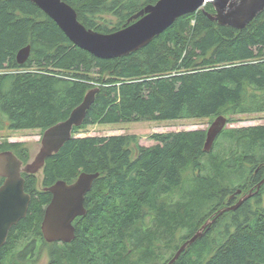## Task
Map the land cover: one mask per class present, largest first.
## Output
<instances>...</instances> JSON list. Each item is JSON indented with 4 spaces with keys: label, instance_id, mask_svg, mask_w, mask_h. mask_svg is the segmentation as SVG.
Returning <instances> with one entry per match:
<instances>
[{
    "label": "trees",
    "instance_id": "obj_1",
    "mask_svg": "<svg viewBox=\"0 0 264 264\" xmlns=\"http://www.w3.org/2000/svg\"><path fill=\"white\" fill-rule=\"evenodd\" d=\"M63 1L88 29L109 34L159 0ZM205 10L179 17L135 52L99 58L75 45L32 0H0V129L8 123L14 130L46 131L98 88L84 123L46 158L41 177L22 174L31 203L12 232L20 239L27 232L28 246L19 255L3 247L0 264H33L43 250L47 264H169L210 219L173 264H264L261 201L220 214L236 204L229 192L244 189L264 164V125L226 126L210 151L208 129L156 133L148 147L136 135L77 136L106 123L221 115L230 123L263 113L264 11L239 29L212 20L206 14L215 13L212 3ZM28 45L31 55L19 64L17 54ZM7 150L27 163L23 143H0V152ZM82 172L99 173L85 197L87 213L74 221L72 242L49 243L41 228L52 199L48 188L59 180L73 183ZM40 178L46 189L38 188ZM174 192L182 201L171 205ZM33 236L41 237L37 250Z\"/></svg>",
    "mask_w": 264,
    "mask_h": 264
},
{
    "label": "water",
    "instance_id": "obj_2",
    "mask_svg": "<svg viewBox=\"0 0 264 264\" xmlns=\"http://www.w3.org/2000/svg\"><path fill=\"white\" fill-rule=\"evenodd\" d=\"M48 14L78 47L99 58L128 55L147 46L155 37L165 32L175 21L188 13L205 10L212 3L215 13L206 12L221 25L239 29L246 27L264 11V0H159L146 6L133 17L127 27L109 34L88 29L79 19L76 10L63 0H32ZM31 55V46L22 48L17 59L25 63ZM98 88L90 90L83 102L70 116L48 128L43 135L42 147L34 160L24 162L11 150L0 152V176L5 178L0 187V248L4 246L10 229L27 216L31 195L25 191L23 173H38L46 158L58 152L73 137L75 126H81L88 110L96 100ZM226 116H218L207 131L205 150L210 151L224 128ZM99 173L82 172L76 181L59 180L48 188L52 199L45 209L42 232L47 242H72L75 238L74 221L86 214L85 197ZM263 183V182H262ZM261 185V183H260ZM241 191V190H239ZM250 195L245 196L224 211L237 209ZM222 211V212H224ZM221 212V213H222ZM209 221L203 226L205 228ZM202 231L184 243L169 264H173L189 244L194 243Z\"/></svg>",
    "mask_w": 264,
    "mask_h": 264
},
{
    "label": "rangeland",
    "instance_id": "obj_3",
    "mask_svg": "<svg viewBox=\"0 0 264 264\" xmlns=\"http://www.w3.org/2000/svg\"><path fill=\"white\" fill-rule=\"evenodd\" d=\"M215 119L199 118V119H177L169 121H140V122H121V123H106L98 125H90L78 133V137L85 136H113V135H136L139 138V143L143 146H152L156 144V141L152 139V135L156 133H169L180 132L195 129H209L212 122ZM264 125V112L263 113H250L243 116H236L233 122H228L227 128H241ZM41 129H29V130H14L6 123L2 129H0V143L4 142H21L28 152V162L34 160L42 147V139L44 135ZM222 133L217 138V143L222 139ZM24 164H26L24 162ZM198 173V172H197ZM41 177V170L36 173ZM223 175V174H222ZM186 179L192 181L194 176L192 172L186 175ZM38 188L42 189V181L39 179ZM262 191V190H261ZM182 201L179 196V192H174L168 196L169 204H178ZM254 202V201H251ZM264 205V202H262ZM176 205L175 207H177ZM230 207V206H229ZM228 208V207H227ZM227 208H222L224 211ZM225 212V211H224ZM222 212V213H224ZM220 213V214H222ZM215 219L209 220L208 225L214 222ZM157 230V228H156ZM205 228L202 227V232ZM35 250V249H34ZM36 260L33 264H47L49 262L48 253L43 250L36 255Z\"/></svg>",
    "mask_w": 264,
    "mask_h": 264
},
{
    "label": "flooded vegetation",
    "instance_id": "obj_4",
    "mask_svg": "<svg viewBox=\"0 0 264 264\" xmlns=\"http://www.w3.org/2000/svg\"><path fill=\"white\" fill-rule=\"evenodd\" d=\"M4 181H5V178L0 176V187L3 185ZM260 183H261V185H260ZM42 189H46V188L42 186ZM239 190H241V191H239ZM250 194H251V196H249L245 201H254V202L255 201H261V203L264 202V164L262 166H260V167H257L253 171V173L251 175V178L246 183L244 189L239 188V189H237V191H230L229 194H228V199L230 201H232V202H236L237 203L242 198H244L245 196L250 195ZM19 223L20 222H18L16 225H14L10 229L8 237H7V240H6L5 244H4V246H2L0 248V250L3 247L7 246V248L8 247L13 248V250H15L17 252V254L19 255L20 253H22L27 248V246H28V243L26 241L27 232H24L25 239H24V237L22 239H20L19 237L16 238L17 230L12 232L13 228L15 226H18ZM11 232H12L13 235H11ZM21 235H23V234H21ZM35 237L36 236H33L32 239H35ZM9 239H10V241H9ZM13 239H14V244L11 243L13 241ZM8 241L10 242L9 244H7ZM34 241H35L34 249L37 250V249H39V248H41L43 246L40 236L37 237ZM16 258H18V256H16ZM16 262H20V264L24 263V261H20V260H18ZM151 264H155V263H153V261H152Z\"/></svg>",
    "mask_w": 264,
    "mask_h": 264
},
{
    "label": "bare ground",
    "instance_id": "obj_5",
    "mask_svg": "<svg viewBox=\"0 0 264 264\" xmlns=\"http://www.w3.org/2000/svg\"><path fill=\"white\" fill-rule=\"evenodd\" d=\"M29 46H30V45H29ZM31 52H32V50H31ZM18 53H19V52H18ZM17 55H18V54H17ZM213 122H214V121H213ZM213 122H212V123H213ZM226 126H227V125H226ZM224 129H225V128H224ZM222 132H223V131H222ZM98 177H99V176H98ZM98 177H97V178H98ZM86 213H87V209H86ZM202 235H203V232H202ZM202 235H201V236H202ZM201 236H199L198 238H200ZM198 238H197V239H198Z\"/></svg>",
    "mask_w": 264,
    "mask_h": 264
}]
</instances>
